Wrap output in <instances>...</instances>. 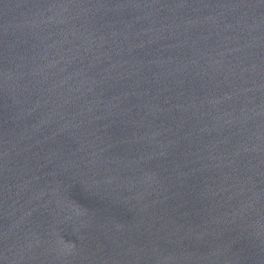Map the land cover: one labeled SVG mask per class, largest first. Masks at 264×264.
<instances>
[{
  "label": "water",
  "instance_id": "95a60500",
  "mask_svg": "<svg viewBox=\"0 0 264 264\" xmlns=\"http://www.w3.org/2000/svg\"><path fill=\"white\" fill-rule=\"evenodd\" d=\"M0 264H264V0H0Z\"/></svg>",
  "mask_w": 264,
  "mask_h": 264
}]
</instances>
